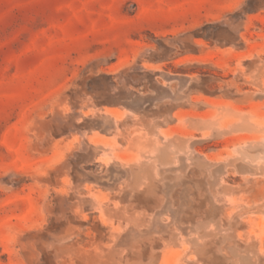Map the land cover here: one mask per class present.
<instances>
[{"label": "rangeland", "instance_id": "rangeland-1", "mask_svg": "<svg viewBox=\"0 0 264 264\" xmlns=\"http://www.w3.org/2000/svg\"><path fill=\"white\" fill-rule=\"evenodd\" d=\"M0 264H264V0H0Z\"/></svg>", "mask_w": 264, "mask_h": 264}]
</instances>
